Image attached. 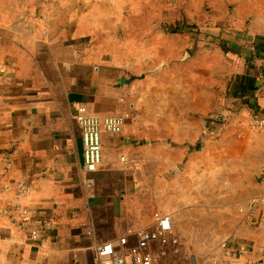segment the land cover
I'll return each mask as SVG.
<instances>
[{
    "label": "crops",
    "instance_id": "1",
    "mask_svg": "<svg viewBox=\"0 0 264 264\" xmlns=\"http://www.w3.org/2000/svg\"><path fill=\"white\" fill-rule=\"evenodd\" d=\"M77 105L125 121L101 130L93 172ZM255 114L264 0H0V264H95L98 247L134 242L157 213L194 211L199 241L182 264L217 252L218 264H261Z\"/></svg>",
    "mask_w": 264,
    "mask_h": 264
},
{
    "label": "built area",
    "instance_id": "2",
    "mask_svg": "<svg viewBox=\"0 0 264 264\" xmlns=\"http://www.w3.org/2000/svg\"><path fill=\"white\" fill-rule=\"evenodd\" d=\"M76 119L81 127L84 145L83 161L87 172H93L102 162L101 130L109 134H119L124 126V118L89 116L83 107L77 105ZM250 127L257 131L264 130V115L250 117ZM256 201L250 206L253 209ZM258 205V204H257ZM26 222L31 223L35 212L29 209L20 211ZM30 239L45 247L43 234L33 229ZM199 241V213L194 211L189 219L174 213H157L153 226L136 234L134 242L130 233L119 239L107 242L95 251V264H182L194 258ZM224 247V244H223ZM221 254L216 253L213 264H218ZM264 264V257L261 261Z\"/></svg>",
    "mask_w": 264,
    "mask_h": 264
},
{
    "label": "bare ground",
    "instance_id": "3",
    "mask_svg": "<svg viewBox=\"0 0 264 264\" xmlns=\"http://www.w3.org/2000/svg\"><path fill=\"white\" fill-rule=\"evenodd\" d=\"M198 212V211H197Z\"/></svg>",
    "mask_w": 264,
    "mask_h": 264
}]
</instances>
